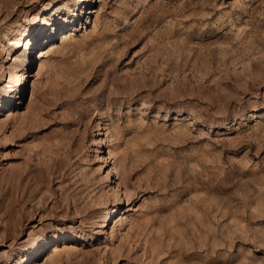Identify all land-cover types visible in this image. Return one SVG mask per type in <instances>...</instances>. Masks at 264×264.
I'll use <instances>...</instances> for the list:
<instances>
[{"label": "rangeland", "instance_id": "374dc122", "mask_svg": "<svg viewBox=\"0 0 264 264\" xmlns=\"http://www.w3.org/2000/svg\"><path fill=\"white\" fill-rule=\"evenodd\" d=\"M0 264H264V0H0Z\"/></svg>", "mask_w": 264, "mask_h": 264}, {"label": "bare ground", "instance_id": "6f19581e", "mask_svg": "<svg viewBox=\"0 0 264 264\" xmlns=\"http://www.w3.org/2000/svg\"><path fill=\"white\" fill-rule=\"evenodd\" d=\"M51 20L47 19V18H44L42 20V27L40 28V31H42L43 29H45L49 24H50ZM12 44H15V40H13ZM45 51H40L39 53H41V56H45L44 54ZM46 53V52H45ZM26 75V73L24 74V76ZM30 252V251H29Z\"/></svg>", "mask_w": 264, "mask_h": 264}]
</instances>
